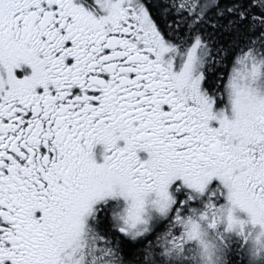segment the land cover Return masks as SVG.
Listing matches in <instances>:
<instances>
[{
    "label": "snow or ice",
    "instance_id": "6c2138e0",
    "mask_svg": "<svg viewBox=\"0 0 264 264\" xmlns=\"http://www.w3.org/2000/svg\"><path fill=\"white\" fill-rule=\"evenodd\" d=\"M0 264H264V0H0Z\"/></svg>",
    "mask_w": 264,
    "mask_h": 264
}]
</instances>
